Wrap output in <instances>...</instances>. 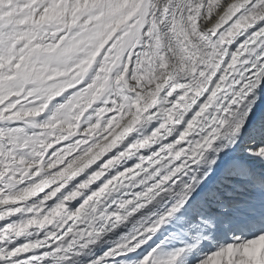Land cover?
I'll return each instance as SVG.
<instances>
[{"label":"snow or ice","instance_id":"1","mask_svg":"<svg viewBox=\"0 0 264 264\" xmlns=\"http://www.w3.org/2000/svg\"><path fill=\"white\" fill-rule=\"evenodd\" d=\"M0 264H264V0H0Z\"/></svg>","mask_w":264,"mask_h":264}]
</instances>
